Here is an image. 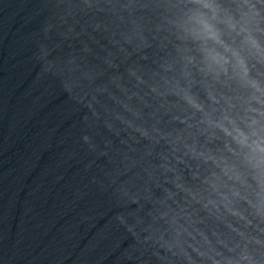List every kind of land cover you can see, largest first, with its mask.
Wrapping results in <instances>:
<instances>
[{
	"label": "clouds",
	"instance_id": "1",
	"mask_svg": "<svg viewBox=\"0 0 264 264\" xmlns=\"http://www.w3.org/2000/svg\"><path fill=\"white\" fill-rule=\"evenodd\" d=\"M50 7L45 38L67 27L66 38L94 39L68 23L88 16L116 52L93 65L85 42L83 55L59 61L40 43L41 81L58 77L73 111L88 110L89 127L102 122L147 142L132 161L142 183L109 174L116 197L138 211L141 200L151 205L147 227L136 214L133 222L118 216L119 224L150 246L158 264H264V0H55ZM152 48V65L140 64ZM133 56L125 79L117 61ZM81 139L98 151L92 136ZM45 262L61 264L50 245L29 264Z\"/></svg>",
	"mask_w": 264,
	"mask_h": 264
},
{
	"label": "water",
	"instance_id": "2",
	"mask_svg": "<svg viewBox=\"0 0 264 264\" xmlns=\"http://www.w3.org/2000/svg\"><path fill=\"white\" fill-rule=\"evenodd\" d=\"M53 3L0 0V264H29L45 245L61 264H158L150 246L139 245L117 220L123 215L133 222L136 214L147 227L151 205L141 200L143 209L138 211L137 204L113 194L109 179V174L122 172L121 180L142 183L136 174H144L140 167H132V161L146 151L147 142L137 144L124 131L117 136L102 122L89 127L83 119L88 110L73 111L59 78L41 81L39 75L40 43L48 46L49 59L63 61L70 54L83 55L86 42L95 55L85 58L93 65L100 63L97 56L116 49L103 31H92L88 16L69 18L68 23L76 33L86 28L94 39L84 34L66 38L61 33L67 27L45 38L43 28ZM144 54L149 59L139 63L151 66L155 48ZM135 60L138 56L117 61L125 79ZM85 133L93 137L97 152L83 144ZM100 150L108 156L99 155ZM129 252L132 259L122 260Z\"/></svg>",
	"mask_w": 264,
	"mask_h": 264
}]
</instances>
